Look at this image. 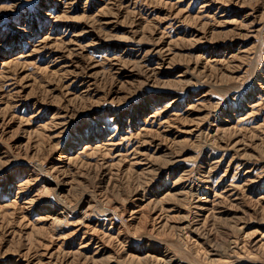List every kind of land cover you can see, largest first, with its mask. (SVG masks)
Here are the masks:
<instances>
[{"label":"rangeland","instance_id":"374dc122","mask_svg":"<svg viewBox=\"0 0 264 264\" xmlns=\"http://www.w3.org/2000/svg\"><path fill=\"white\" fill-rule=\"evenodd\" d=\"M0 264H264V0H0Z\"/></svg>","mask_w":264,"mask_h":264},{"label":"bare ground","instance_id":"6f19581e","mask_svg":"<svg viewBox=\"0 0 264 264\" xmlns=\"http://www.w3.org/2000/svg\"><path fill=\"white\" fill-rule=\"evenodd\" d=\"M2 208V207H1Z\"/></svg>","mask_w":264,"mask_h":264}]
</instances>
